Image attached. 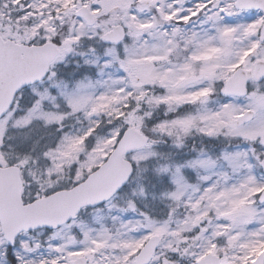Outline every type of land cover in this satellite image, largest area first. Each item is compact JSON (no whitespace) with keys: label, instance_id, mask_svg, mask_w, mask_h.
Returning <instances> with one entry per match:
<instances>
[{"label":"snow or ice","instance_id":"obj_1","mask_svg":"<svg viewBox=\"0 0 264 264\" xmlns=\"http://www.w3.org/2000/svg\"><path fill=\"white\" fill-rule=\"evenodd\" d=\"M0 264H264V0H0Z\"/></svg>","mask_w":264,"mask_h":264}]
</instances>
